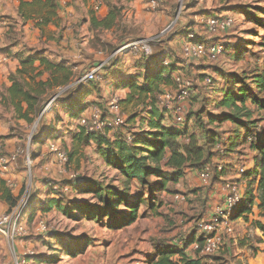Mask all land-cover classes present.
<instances>
[{
	"label": "rangeland",
	"instance_id": "obj_1",
	"mask_svg": "<svg viewBox=\"0 0 264 264\" xmlns=\"http://www.w3.org/2000/svg\"><path fill=\"white\" fill-rule=\"evenodd\" d=\"M262 1L159 0L157 6L152 8L147 0H134L132 2L111 0L112 4L121 8L117 26L110 31L95 30L93 35L90 34L93 38H89L88 46L95 52L85 54L83 61H78L79 67L75 71L72 85L49 90L43 96L44 115L41 113L34 122L28 123L26 120H16L18 118L14 116L11 108L0 107V121L4 120L5 115L8 114L9 122V131L7 134L0 136V154L13 153L4 149L3 140L12 138L11 134L24 136L23 142L17 144L20 145L23 152H20L18 160L9 169V171L14 170L12 173L14 177L9 176L8 171L3 175L0 174V178L6 177L8 179V185L13 189L12 191H15L14 195L18 199L17 205L23 199L29 198V206L23 217L26 235L17 237L14 240L8 237H0V264H13L16 259L20 261L26 259V264H33V262H30L29 257L33 258L37 254L47 259L57 255L58 260L50 264H136L135 261H131V253L134 248L138 249V252L143 251L142 254L144 255L155 254L159 247L172 245L176 239H187L189 235L200 237L196 223L208 217L221 205L222 200L218 199L227 197L226 185L230 183L229 181L236 182L237 178L235 176L240 175L238 169L243 166L249 167L251 164L252 168L254 165L255 152L249 148V145L237 142L233 151L229 149L232 143L228 140L232 134L230 132L232 127L229 123H225L220 129H217L222 134L219 153L223 151L222 147L228 150H225V153L222 152V156L219 154L220 157H217L209 166L208 170L211 173V178L207 184L203 186L198 182V180H201L204 184L201 177L202 171L194 170L198 173V177H194L192 172L189 171L190 174L179 183H169L167 186L168 191L160 192L154 209L148 208L149 204L142 205L140 211L142 214H146L144 217L138 218L135 224L125 229L110 230L107 228V219L102 223L85 220L74 222L57 208L49 211L45 210V206H47L45 202L54 199L59 200L63 207L74 202L95 204L97 201L93 198V195L85 192V188L82 189L73 185L74 182H78L82 178L87 181L96 180L105 184H113L116 187L122 186V181H120L117 172L104 167L103 162L100 161L94 143L82 147L71 156L74 142L72 136H67V133L68 129L74 128L78 121L72 124L70 128L66 126L70 119L67 118L69 112L66 111V104L63 102L66 98L80 93L86 99V109L81 117L91 118L95 110H99L104 117H107L106 114H110V101L115 97H120L122 100L121 93L123 91L120 89V92H117L119 87L112 88L110 86V73L106 71L114 69L118 60H126V65L129 62L130 67H134L133 72H136V63L139 65V63L145 62L143 56L145 54L139 50L116 54V51L121 47L120 40L125 38L127 43L139 39L153 40L155 41V44H152L153 52H164L166 62L176 65L175 79H179L181 86H187L191 93L190 98L184 105L187 118L186 124L178 126L168 117L170 114L167 115L164 123L165 125H175L182 130L188 127L191 133H197L199 123H196L197 118H195L194 113L201 110L205 111L202 117L206 121H209L211 115L221 116V111L216 110L215 105L221 97V90L227 85H231L227 84L225 78L232 73H249L258 65L264 66V48L261 44L263 39L250 34L251 29L258 28L249 22L244 15H241L242 12L239 8L242 5L249 4L258 5V7L264 9V3L261 4ZM97 11L94 10L93 13ZM213 17L231 18L232 25L230 29L224 33L210 34L207 20ZM259 17H264V15L259 14ZM91 26L89 31H92ZM261 32L263 33V31H260L262 36ZM190 33H194L196 40L205 45L221 42L227 44L226 53L221 55L217 61L211 60L209 55L199 58L189 57L186 51L188 50L187 43L189 42L188 36ZM59 47L60 45L58 48L48 49V53L42 50V55H59L62 56V59L70 61L68 48L62 47L60 49ZM240 47L243 52L241 51L238 54L236 51ZM61 50H66V52L63 53ZM52 60L56 61L57 59ZM102 63H104L103 68L98 72L95 81L77 82L84 78L87 72ZM207 76L213 77V86L204 84ZM44 79H48V74L44 75ZM165 90L174 94L177 93L178 82L175 80L174 84L166 87ZM121 107L126 117L132 114L138 116L137 124L139 126L134 127V131H140L143 120L149 119L145 107L134 102L124 101H121ZM49 121L56 124L59 133L52 145H55L59 151L66 153L68 157L66 163L60 162L58 153L53 151L50 146L45 151L44 156L41 155V151L37 154L32 150L38 135L42 137L38 138L42 143L48 138L43 136L48 135L47 133L41 134V127L46 128ZM216 126L211 124L209 127L215 129ZM144 128H147L146 123H144ZM117 129L118 127H111L105 131H114L115 133ZM114 133L112 134L113 137H115ZM128 135L132 137L130 133ZM15 151H18V149ZM33 153L37 155L34 156ZM229 160H235V166H229L227 164ZM220 167H223L225 173H223V170V172L220 171ZM165 170L167 169L165 168ZM249 170L250 168H246L245 174L239 177L240 182H236L242 194H246L250 190L244 180V176ZM260 171L261 163L258 164V172ZM47 181H52L59 187V190H56L53 194L50 193L47 188L45 189ZM151 181L155 183L158 180L152 177ZM217 184L222 187L221 197L219 194L214 196L216 195L214 187ZM131 191L132 195L142 193L145 197H149L151 194L150 187L141 188L136 182L131 186ZM177 196H183L184 199L177 200ZM8 212H10L9 209H4L0 212V217ZM247 219L250 222V216H247ZM244 220L247 221L243 217L237 224H234V235L239 236L244 230L248 231L247 235L250 237L239 238V244L240 241H245L260 250L258 245L264 243V239L256 234L254 225L247 227ZM42 226H45V229ZM53 232L56 236L63 237L69 245L76 243L74 237H80L85 241L91 240L92 246L87 250V253L68 258L67 253H61L62 247L59 245V241L54 240L52 238L54 236L49 235ZM139 233H141V236L136 239L132 238L134 235H139ZM40 234L43 236H39ZM233 241L232 236H227V247L229 244L232 245ZM121 255L124 257L122 258Z\"/></svg>",
	"mask_w": 264,
	"mask_h": 264
},
{
	"label": "trees",
	"instance_id": "obj_2",
	"mask_svg": "<svg viewBox=\"0 0 264 264\" xmlns=\"http://www.w3.org/2000/svg\"><path fill=\"white\" fill-rule=\"evenodd\" d=\"M101 2L106 3L104 4L108 6L109 13L102 20L93 15L91 25L95 30H111L118 24L121 8L112 4L111 0H101ZM263 3L264 0L261 4ZM239 8L243 13L241 15L258 28L251 29L249 32L252 36L263 39L261 44L264 48V17H259V14L264 15V9L258 5L249 4ZM58 11V0H20L18 13L23 22L33 21L44 35L48 25H59ZM260 31H263L262 36ZM16 40L20 42V39ZM152 44H155V41ZM3 50L0 49V51ZM43 51L26 48L16 54L20 67L10 76L11 86L2 93L0 102L1 106L11 108L16 118L26 120L28 123L34 122L41 113L44 115L43 96L49 90L72 85L75 71L78 70L77 64L66 59L53 61L51 56L42 55ZM241 51L243 52L240 47L236 52L239 54ZM143 56L145 62L141 68H144V73H137V76L133 75L128 82L123 83L124 88H128L130 93L125 100H120V104L121 101L134 102L145 107L149 119L143 120L140 131H134V127L139 126L138 116L132 114L126 117L124 125L118 126L115 137L109 136L108 130L105 131L111 127L90 132L79 123L74 128L68 129L67 133V136H72L74 142L71 156L82 147L94 143L97 153L103 159V165L117 172L122 186L116 187L113 184L96 180L87 181L82 178L81 182H74L73 185L85 188V192L93 195L97 201L95 204L74 202L63 207L59 200L54 199L45 202L47 205L45 210L57 208L74 222L85 220L102 223L107 219V228L110 230L129 227L138 218L145 216L146 213L142 214L140 211L142 205L149 204L148 208H155L160 192L168 191L169 183H179L186 177L188 170L209 171L213 161L222 156V153H219L222 134L217 129L229 123L232 127L230 131L232 134L228 139L232 142L229 149L233 151L236 143L241 142L249 145V148L255 152L254 165L244 176L247 188L250 190L244 194V202L233 218L243 219L244 217L247 220L244 221L249 222L247 216L253 214L255 206L260 211L259 217L264 218V66H256L250 71L251 73L249 72L250 74L232 73L226 77L227 84L231 85L221 90V97L215 105V109L221 111V116L211 115L209 121H206L202 117L205 111L194 113L199 126L197 133H191L188 127L182 130L174 125H165L168 112L158 106L159 95L176 80L174 77L176 65L166 62L164 52H153L151 56ZM45 74H48L47 80L44 79ZM223 74L226 76L225 73ZM140 79L143 80L142 83H139ZM85 102L84 95L80 93L66 98L63 102L66 104V111L69 112L70 122L66 125L68 128L82 118L81 114L86 109ZM248 102H251L252 106H248ZM106 115L109 117V114ZM107 117L102 115V119ZM168 117L172 119L171 115ZM144 123L147 128H144ZM211 124L217 125L216 128L210 129ZM48 125L46 128L41 127V133H47L48 136L54 134L57 138L59 133L56 124ZM128 133L132 137H129ZM222 150L225 153L228 149L222 147ZM259 163H261L260 172H258ZM228 165L233 166V164ZM222 170L224 171L223 167L220 171ZM152 177L158 181L152 183ZM135 182L141 188L150 187V196L145 197L142 193L132 195L131 186ZM45 187L53 194L54 190L48 183ZM0 202L7 203L10 211L18 202L8 182L2 178H0ZM252 225L264 235V223L254 221ZM49 235L59 241L62 247L61 253H67L71 257L85 253L92 246L91 240L85 241L80 237H74L76 243L69 245L63 237L56 236L55 232ZM195 242L203 244L201 233L199 238L193 235L183 239L181 245L159 247L147 264H205V258H211L213 255L201 254L200 256V251H196V257H190L185 253L187 247ZM239 246L242 248L250 246L248 248L253 254L259 251L245 241H240ZM57 258V255L47 259L37 254L33 258L29 257V260L38 264H50L56 262Z\"/></svg>",
	"mask_w": 264,
	"mask_h": 264
},
{
	"label": "crops",
	"instance_id": "obj_3",
	"mask_svg": "<svg viewBox=\"0 0 264 264\" xmlns=\"http://www.w3.org/2000/svg\"><path fill=\"white\" fill-rule=\"evenodd\" d=\"M58 3L59 25H48L43 35L33 21L23 22L19 17V0H0V49H4L3 51H0V102L2 99V93L11 86L10 76L16 73V71L20 67V63L18 58L16 57V54L24 51V49H35L36 51L44 50L46 52L48 49L58 48L59 45L60 49H62V47H67L69 51L68 56L70 57V61L77 65L79 64L78 61H83V56L85 54L93 53L94 50L88 46L89 38H93V36H90V34L93 35L95 31V29L91 26V18L93 15H95V17L99 20L104 19L109 13L108 6L101 2V0H58ZM94 10L98 11L93 13ZM90 26L92 31H89ZM16 39H20V42H17ZM120 41L121 45L127 43V40L125 38H122ZM61 51L63 53L66 52V50ZM46 53H48V51ZM50 56L52 59L56 58L58 61L62 60V56L54 54H50ZM142 65L143 63H139V65L136 63V72H133L132 69H134V67H130L131 65L129 64V62L126 65V60H118L114 69L106 71L110 73V86H112V88L119 87V91L117 92H120V89L121 91H123L121 93L122 100H125L130 93V90L128 88H124L123 83L128 82L133 75L137 76V73H144V68H141ZM142 82L143 80L140 79L139 83ZM115 96L118 97L119 95ZM118 98L121 100L120 97ZM247 105L252 106L251 102H248ZM67 118L69 119L68 115ZM16 120L22 121L20 119ZM50 123L51 121H49L47 124ZM8 131L9 122L8 114H6L5 119L0 121V136L7 134ZM113 133L114 131H108V134L111 137H113ZM43 136L48 138L45 140L43 139L44 142L42 143L38 139L39 137H42L38 135L36 137V141H34V144L32 146L33 152H36L38 154L41 151L42 156H44L47 148L49 149L53 141L56 139L54 134L51 136ZM11 137L12 138L10 139L8 138L6 140H3L4 143L2 145L4 149L7 152H14L16 149H21L20 145L17 144L23 142L22 139L24 138V136L21 134H11ZM36 153H33V155L36 156ZM99 158L100 161L103 162L102 157L99 156ZM227 164H233V166H235L234 164H236V161L230 160ZM251 166L252 164L249 165V167L247 166V168L251 169ZM189 171L190 173L192 172V175H194V177H198V173L194 172V170H188L187 175L190 174L188 173ZM13 172L14 170L9 171V176L14 177V175H12ZM235 177L237 178L236 182H240V176ZM2 179L9 182L6 177ZM198 182L203 186L207 184H203L201 180H198ZM214 189L216 190V195L214 196H217L219 194L221 197L223 193V191L221 190L222 187L217 184ZM12 192H14L13 194H15V191ZM218 200H222V202L220 203L222 205L224 199ZM4 209H9L8 204L5 202H0V212L4 211ZM259 213V209L257 208V206H255V208L253 209V214L250 215V222H245V225L248 227L249 225H252L254 221H261L262 223H264V218H260ZM240 220L241 219L233 218V224H237V222ZM255 231L256 234H259L261 238L264 239V235L259 229L256 228ZM247 234L248 231L244 230L239 236L233 235L232 239L234 240V243L232 245L229 244L228 247L226 246V249H223L221 253L213 255V257L211 258L206 257L204 260L205 264H264V243L258 245L260 250L257 252V254H253L248 247L242 248L239 246V238L243 239L245 237H250ZM39 236L43 235L40 234ZM139 236H141V233H139V235H134L132 238L136 239ZM90 248L91 247H89L88 249ZM87 250L85 253L88 252ZM142 252H138V249L134 248L131 253V261H135L136 264H147L154 254L144 255L142 254ZM185 253L190 257H196L197 255L196 251L192 247V244L187 247ZM201 254L202 253H200V256H202ZM123 257L124 256H122V258ZM68 258H70V256ZM30 262H33V264H38L37 262L34 263L33 260H30Z\"/></svg>",
	"mask_w": 264,
	"mask_h": 264
},
{
	"label": "built area",
	"instance_id": "obj_4",
	"mask_svg": "<svg viewBox=\"0 0 264 264\" xmlns=\"http://www.w3.org/2000/svg\"><path fill=\"white\" fill-rule=\"evenodd\" d=\"M147 1L152 8H155L159 3V0ZM231 25L232 19L227 17H213L207 20V27L210 34L224 33L230 29ZM194 35V33H190L188 36L189 42L187 43L188 50L186 53L189 57L199 58L204 55H209L211 60L217 61L221 55L226 53L227 44L221 42L217 44L215 43L205 45L201 41L196 40ZM152 41L153 40L139 39L137 41L125 43L121 45V47L116 51V54L125 51L139 50L146 56H151L153 53L151 47ZM103 64L104 63L94 67L93 70L85 74L84 78L78 80L77 82L82 83L84 81H95L97 79V74H99L98 72L103 68ZM176 81L178 82L177 93L174 94L173 92L171 93L168 90H164L158 97V106L160 109L166 110L168 112L167 114L172 116L175 124L182 126L186 122V110L184 105L185 102L190 98L191 93L187 86H181L179 79H176ZM204 84L211 86L213 84L212 76H207ZM109 107L110 114L106 119H102L101 112L99 110H95L91 118L82 117L79 120V124L85 126L90 132L102 131L107 127H118L124 125L126 116L122 111L120 99L116 97L113 98L110 101ZM51 149L58 153L57 155L60 162H67L68 157L66 153L59 151L55 145H51ZM20 152H23V150L18 149V151L13 152L12 154H0L1 175L8 172L11 165L16 163ZM220 169L222 168L220 167ZM238 171L240 174L239 176H241L242 174H245L246 167H240ZM201 177L204 183H208L211 178L210 171L201 172ZM81 181L82 179L78 180V182ZM229 182L230 183L226 185L228 195L224 199L223 204L218 206L208 217L201 219L196 223L197 230L203 235V244L200 245L197 242L193 243L192 247L195 251H200V253L205 255H217L225 248L227 236L234 235L235 227L232 219L244 202V194L241 193V190L236 183L232 181ZM46 183H48L50 187L53 188L54 192L59 190V187L52 181H47ZM176 199L183 200L184 197L177 196ZM28 206L29 198L23 199L12 211L0 217V237H8L9 239L14 240L17 237L26 235V229L23 226V217ZM42 228L45 229V226H42ZM182 242L183 239H176L172 244L181 245ZM13 264H26V261H20L19 259H16Z\"/></svg>",
	"mask_w": 264,
	"mask_h": 264
}]
</instances>
